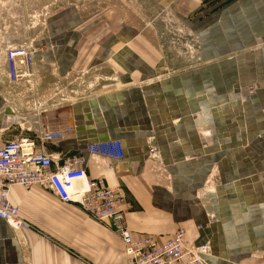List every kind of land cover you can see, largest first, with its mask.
Here are the masks:
<instances>
[{
    "label": "crops",
    "instance_id": "1",
    "mask_svg": "<svg viewBox=\"0 0 264 264\" xmlns=\"http://www.w3.org/2000/svg\"><path fill=\"white\" fill-rule=\"evenodd\" d=\"M158 1L184 33L53 18L33 83L0 93V143L62 130L42 149L79 154L88 177L123 186L135 238L182 226L211 264H264V0ZM106 139L124 149L111 168L85 150ZM9 200L29 228L0 219V264L124 263L110 224L76 204L40 186L14 185Z\"/></svg>",
    "mask_w": 264,
    "mask_h": 264
},
{
    "label": "built area",
    "instance_id": "2",
    "mask_svg": "<svg viewBox=\"0 0 264 264\" xmlns=\"http://www.w3.org/2000/svg\"><path fill=\"white\" fill-rule=\"evenodd\" d=\"M34 49L10 46L5 51V77L16 83L33 72ZM69 131V129H66ZM64 131L41 127L37 135H19L0 143V219L14 231L26 230L19 209L9 200L14 185L40 186L60 201L76 204L98 221H107L122 244L123 264H211L210 246L189 239L184 227L175 229L164 241L155 237L135 238L126 222L127 203L121 185H109L103 177H88L85 159L79 154L62 157L47 153L44 143L58 142ZM90 155L105 157L108 168L124 156L119 139L95 140L86 143ZM153 153L156 147L150 145ZM14 221H17L15 225Z\"/></svg>",
    "mask_w": 264,
    "mask_h": 264
},
{
    "label": "rangeland",
    "instance_id": "3",
    "mask_svg": "<svg viewBox=\"0 0 264 264\" xmlns=\"http://www.w3.org/2000/svg\"><path fill=\"white\" fill-rule=\"evenodd\" d=\"M76 15L90 24L100 23L99 33L118 32L122 24L132 26L138 33L163 37L182 34L183 27L172 9L158 0H0V93L12 91L13 86L33 83L30 77L10 83L5 77V51L10 46L37 49L48 34L51 20ZM168 44V42H160ZM40 48V47H38ZM27 88V87H26ZM27 128V127H26ZM29 131V128L26 130ZM154 153V152H153ZM122 247V244H121ZM124 260V257H123Z\"/></svg>",
    "mask_w": 264,
    "mask_h": 264
},
{
    "label": "bare ground",
    "instance_id": "4",
    "mask_svg": "<svg viewBox=\"0 0 264 264\" xmlns=\"http://www.w3.org/2000/svg\"><path fill=\"white\" fill-rule=\"evenodd\" d=\"M20 220H23V219L20 217ZM14 223H15V225H16V224H17V221H14ZM27 224H28V223H27ZM27 227L29 228V225H28ZM28 228H27V229H28ZM27 229H26V230H27Z\"/></svg>",
    "mask_w": 264,
    "mask_h": 264
}]
</instances>
